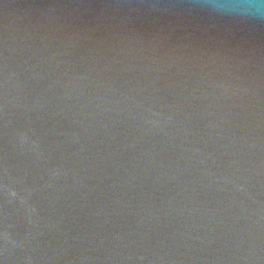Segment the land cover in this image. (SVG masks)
I'll return each mask as SVG.
<instances>
[{
  "label": "water",
  "instance_id": "obj_1",
  "mask_svg": "<svg viewBox=\"0 0 264 264\" xmlns=\"http://www.w3.org/2000/svg\"><path fill=\"white\" fill-rule=\"evenodd\" d=\"M0 264H264V0H0Z\"/></svg>",
  "mask_w": 264,
  "mask_h": 264
}]
</instances>
